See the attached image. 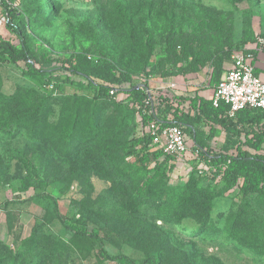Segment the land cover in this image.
<instances>
[{"label": "trees", "instance_id": "16d2710c", "mask_svg": "<svg viewBox=\"0 0 264 264\" xmlns=\"http://www.w3.org/2000/svg\"><path fill=\"white\" fill-rule=\"evenodd\" d=\"M40 1L37 9L30 14L43 16L55 13L50 0ZM229 1L234 4L242 2ZM114 6L117 17L126 26L130 55L138 45V33L148 53H152L158 44L163 46V54L148 70L143 68L132 72L127 67L119 69L104 56L95 59L89 49H81L69 57H54L30 42L18 21L20 15L16 10H8L6 1L0 0V12L6 15L4 26L17 41L14 43L0 35V69L6 64L15 66L22 77L33 80L43 91L28 110L2 115L0 140L12 141L27 134L32 141L52 146L57 156L70 159L76 155L80 145L103 136L106 123L113 124L115 121L117 128L132 124L122 148L117 149L113 143L111 146L115 154L113 157L108 155L110 173L116 189L123 194L127 212L135 214L147 208L162 223L178 225L204 240L211 239L218 232L212 214L215 200L220 195H232L239 200L240 211L244 213L252 200L264 199V110L245 108L234 117H229L227 104L219 102L215 107L213 96L206 97L201 93L206 89L214 90L221 76L231 68L234 52L250 54V63L254 66L256 49L264 52V34L261 35L262 44L256 39L237 40L233 14L227 12L215 21L199 18L186 30L169 28L159 36L158 41L147 27L148 12L142 16L138 31L134 24L135 13L123 9L120 1H114ZM251 44L255 45V50L248 49ZM207 70L208 80L204 87L191 91L186 89L182 92L184 94L176 95L173 92L175 89L163 86L150 93V78L166 82L180 77L188 84ZM254 74L261 78L256 70ZM67 89L74 91L75 99H67L70 100L69 106L63 105L57 117L49 118L53 95L65 98ZM14 99L12 96L0 97V104H3L1 111L11 110L7 105ZM100 104L114 107L116 114L113 119L109 117L105 121L99 117L102 112ZM152 125L158 131L178 127L185 142L187 138L192 142L186 175L175 171L180 161L186 160L185 153L172 155L153 145ZM220 133H223V142L211 144ZM117 152L121 154L116 155ZM19 161L25 175L20 180L18 193H25L31 188L42 189L34 162L27 157ZM173 176L177 180L185 177L186 181L183 185L169 186L166 183ZM42 197L51 201L55 219L65 231L66 239L61 237L50 244L54 249L68 248L76 245L77 241H83L95 246L96 256L101 261L137 264L125 255L109 254L98 232L72 224L59 212L56 199L48 195ZM70 204L78 208L77 201ZM238 219L237 215H231L228 220L226 230L233 235H237V228L240 229L237 227ZM37 233L33 229L20 246L9 249L12 255L0 253V264H26L32 251L30 245L41 242L45 247L52 239L45 232ZM237 236L231 237V240L243 250L256 257L264 256V238L253 232L246 239ZM175 260L173 264H187L181 259ZM138 264L169 263L162 251L154 247Z\"/></svg>", "mask_w": 264, "mask_h": 264}, {"label": "rangeland", "instance_id": "374dc122", "mask_svg": "<svg viewBox=\"0 0 264 264\" xmlns=\"http://www.w3.org/2000/svg\"><path fill=\"white\" fill-rule=\"evenodd\" d=\"M4 1L8 10H16L20 15L18 21L30 42L54 57H69L81 49H89L95 59L104 56L119 69L127 67L132 72H139L143 68L148 70L163 54L161 44L148 53L138 33V45L130 55L126 26L116 15V0H50L55 13L43 16L29 13L37 9L40 0ZM117 1L128 13H135L134 24L138 31L142 16L148 12L147 27L154 32L158 41L159 36L169 28L174 31L178 28L186 30L199 18L215 21L227 12L233 14L237 40L258 41L264 34V0H242L235 4L229 0ZM5 21L6 15L0 12V35L17 43L15 37L7 32ZM173 80L166 83L176 81ZM163 82L159 78H150V93L157 91ZM206 85L202 83L203 87ZM211 93L210 89L203 91L207 97ZM42 94L38 85L22 77L15 66L6 64L0 69V97L16 98L7 105L11 110L0 109V119L6 113L19 114L28 110ZM65 95V98L53 95V103L50 104L52 115L49 118L57 117L62 106L68 107L69 101L76 97L70 89L66 90ZM0 106L3 107V104ZM101 107L99 117L105 121L116 114L112 105L100 104ZM131 127L132 124H126L117 128L115 121L113 124L106 123L104 135L80 145L76 155L70 159L57 156L52 146L32 141L27 134L12 141L0 140V253L12 255L8 250L20 246L35 229L37 234L45 232L52 239L45 247L41 242L30 245L32 251L26 264H115L98 259L95 246L83 241L60 249L50 245L58 238L66 237L55 219L51 201L42 197L48 195L57 200L59 212L72 224L98 232L109 254L125 255L137 264L154 247L162 251L169 264H173L175 259L187 264H264V256L256 257L231 240L237 235L246 239L252 232L264 238V199L252 200L244 213L240 211L239 200L232 195H220L215 200L212 214L218 232L208 240L193 236L178 225L160 222L151 215L150 209L143 208L135 214L127 212L123 205V194L116 189L110 173L108 155L113 157L115 154L111 146L113 143L117 149L122 148ZM186 147L183 155L186 160L180 161L175 170L183 176L189 171L187 160L191 159L192 142L188 138ZM22 157L34 162L42 189L31 188L25 193H18L20 180L25 175L19 161ZM185 181V177L177 180L173 176L166 184L183 185ZM71 201H77L78 208H73ZM231 215L239 217L237 235L226 230Z\"/></svg>", "mask_w": 264, "mask_h": 264}, {"label": "built area", "instance_id": "2783aa9c", "mask_svg": "<svg viewBox=\"0 0 264 264\" xmlns=\"http://www.w3.org/2000/svg\"><path fill=\"white\" fill-rule=\"evenodd\" d=\"M263 43V39L258 40ZM251 55L243 51H236L231 55V68L226 71L220 81L214 86L213 106L219 102L229 106L228 116L245 108H257L264 110V81L255 76L254 66L250 63ZM166 88H174L173 82L164 85ZM153 136V145H158L172 155L180 156L187 150L184 135L178 127H169L157 130L155 125L150 127Z\"/></svg>", "mask_w": 264, "mask_h": 264}, {"label": "crops", "instance_id": "0c3cea01", "mask_svg": "<svg viewBox=\"0 0 264 264\" xmlns=\"http://www.w3.org/2000/svg\"><path fill=\"white\" fill-rule=\"evenodd\" d=\"M248 49L255 50V45L254 44L249 45ZM256 51H258V52H257L256 60L254 62L255 70L258 72V74L261 76V79L264 81V52H260V50H257V49H256ZM207 73H208V70L206 71L205 75L200 74L196 80L191 81L188 84L184 83L182 78H180V77L175 78L174 80H176V81L174 83L176 86L173 88V89H175V91H173V92L176 95L177 94L180 95V94H184L182 92L186 89L191 91L192 89L203 87L202 83H207V79H208ZM167 83L166 82L161 83L162 86L158 87L157 90L162 88ZM210 90L212 91V93L208 97H211L213 95V90L212 89H210ZM201 94L203 95V92ZM223 137H224L223 133H220V135L217 137V139L212 141L211 144H214V143L215 144H221L224 140Z\"/></svg>", "mask_w": 264, "mask_h": 264}]
</instances>
